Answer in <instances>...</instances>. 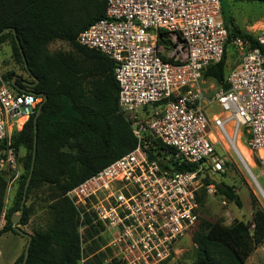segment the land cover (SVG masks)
I'll use <instances>...</instances> for the list:
<instances>
[{"label": "built area", "instance_id": "1", "mask_svg": "<svg viewBox=\"0 0 264 264\" xmlns=\"http://www.w3.org/2000/svg\"><path fill=\"white\" fill-rule=\"evenodd\" d=\"M106 2V18L81 32L79 43L115 63L119 106L138 144L67 196L82 220L90 213L105 226V264H167L199 220L198 191L205 187L214 194V176L227 169L218 136L227 141L232 134L236 143L246 128L251 152L264 154V25L258 47L247 50L246 41L235 40L242 57L228 75L229 88L207 97L203 72L223 59L228 40L221 0ZM42 101L15 90L0 72V146L35 116ZM7 150L6 157L0 151V172L16 170L10 142ZM165 155L178 166L196 168H167ZM207 178L212 182L204 185ZM4 223L3 213L0 235Z\"/></svg>", "mask_w": 264, "mask_h": 264}, {"label": "trees", "instance_id": "2", "mask_svg": "<svg viewBox=\"0 0 264 264\" xmlns=\"http://www.w3.org/2000/svg\"><path fill=\"white\" fill-rule=\"evenodd\" d=\"M106 9V0H0V32L14 29L28 67L38 80L34 90L47 96L37 121L36 163L20 225H29L32 218L40 214L43 202L50 222L45 229L32 228L27 264H105L107 253L100 251L103 245L100 236L105 226L94 222L95 217L90 213L82 220L67 193L138 144L131 121L119 106L115 63L101 52L79 43L81 32L106 18ZM222 14L224 16L223 5ZM224 22L228 40L223 59L209 65L202 78L214 79L220 88L227 90L228 75L237 66L227 68L230 43L238 49L234 42L241 38L247 42L248 50L258 47V42L257 35L236 28L226 18ZM7 40L11 41L15 58L27 73L15 35L12 32L3 35L0 44ZM55 41L68 43L72 51L50 52L48 46ZM1 74L10 83L16 75L13 71ZM23 121L21 119L20 123ZM12 132L11 146L17 152L24 150L20 159L23 174L14 183V197L6 206L7 189L12 181L8 174L0 172V218L5 214L1 235L11 232L20 236L13 230L11 217L20 212L31 166L34 116L22 130ZM249 138L250 135L245 134V140ZM7 141L0 149L5 148ZM150 151L155 149L151 147ZM170 153L172 149L167 154ZM168 155L164 156L168 161L165 167L172 164L177 171L195 170V165L178 166ZM150 158H155L153 153ZM211 182L209 178L203 180L204 185ZM205 193V187L197 193L201 206ZM216 193L241 206L233 187L216 184ZM189 238L195 246L192 264H247L264 242V211L254 205L252 221H235L230 226L202 219L199 213ZM23 257L24 251L16 264H21Z\"/></svg>", "mask_w": 264, "mask_h": 264}, {"label": "rangeland", "instance_id": "3", "mask_svg": "<svg viewBox=\"0 0 264 264\" xmlns=\"http://www.w3.org/2000/svg\"><path fill=\"white\" fill-rule=\"evenodd\" d=\"M224 8L223 19L228 23L234 24V26L243 31L249 30L251 34L257 35L260 29L259 21H264V0H221ZM228 48L227 57V68H232L239 64L241 60V50L236 49L232 43H230ZM50 52H71L72 48L70 45L63 41H55L48 46ZM239 50V51H238ZM0 71L5 73L8 71H13L16 75H22L28 77L27 73L24 72L22 64L17 62L15 55L13 53V48L11 41L7 40L0 44ZM30 78V77H29ZM201 86L207 97H212L217 89H219L220 84H218L214 79L202 78ZM216 109V108H215ZM214 114H209L210 119H213ZM22 130V129H20ZM19 130V131H20ZM17 131V130H15ZM11 135L8 137L7 144L4 149H0L1 156L6 157L8 142L11 143ZM245 134H248L246 128L242 130L241 142L242 145L250 153L251 158L254 163L252 169L253 173L256 175L260 185L264 189V154L251 152L247 140H245ZM220 141V146H217L221 153H225L228 156V164L226 166V171L221 174L215 175V183H224L235 189L236 195L241 200V206L237 205L235 202H230L214 192L210 194L206 191L204 197L202 198V206L199 205V213L202 219H206L211 222L220 221L226 226H230L235 221L249 222L253 219L254 205H257L264 211V200L258 193L256 187L254 186L246 168L241 162L239 156L233 148H230L228 142L222 137L218 136ZM16 159V170L6 167L3 171L8 174V178L11 183H9L7 189V195L5 199L6 206L11 204L14 197V184L16 180L23 174V166L20 162L21 156L24 155V150L21 148L19 152L15 151ZM263 161V162H262ZM2 171V172H3ZM33 199V198H32ZM42 207L39 208L40 214L32 218L29 225L23 226L31 233L32 228H43L45 229L50 219L45 211L44 202L41 204ZM12 234H4L1 237L0 245L3 246V258H10L15 252L17 238ZM100 243L103 246L108 243V236L106 233L101 234ZM10 238V239H6ZM21 238V237H20ZM194 244L192 239L185 238L181 246L177 248L174 257L167 264H192L194 261ZM1 249V246H0ZM247 264H264V242L256 248L251 257L248 259Z\"/></svg>", "mask_w": 264, "mask_h": 264}, {"label": "water", "instance_id": "4", "mask_svg": "<svg viewBox=\"0 0 264 264\" xmlns=\"http://www.w3.org/2000/svg\"><path fill=\"white\" fill-rule=\"evenodd\" d=\"M9 32H12L15 35V40H16L17 46H18V48L20 50V54L22 56L24 67H25V69L27 71V74L34 80L33 83L24 82L23 84L25 86H27V87L33 88L34 86L37 85L38 80H37V78H35L33 76L32 72L30 71V69L28 67L25 54L23 52V49H22L21 44H20V42H19V40H18V38L16 36V33H15L14 29L6 28V29L2 30L0 32V37H2L3 35H5V34H7ZM11 85L19 92H29V93H33L35 95H40L43 98V101L39 105L38 110H37V112H36V114L34 116V132H35V136H34V147H33L32 161H31L29 174H28L27 180L25 182V186H24L23 197H22V201H21V204H20V212L14 214L11 217L13 230L16 233H18L20 236L24 237L27 240L26 246H25V249H24L23 261L21 263V264H27V261H28V258H29L30 247H31V243H32V240H33V236H32V234H30L29 232H27L26 230H24L22 228V226L20 225V222H21V219H22L25 207H26L28 190H29V187H30V184H31V180H32V177H33V173H34V169H35L36 156H37V121H38V117L41 114L42 107H43L44 103L47 101V96L45 94H43V93L38 94L35 91H28L27 89L19 88V87H17V85H16L14 80L11 81ZM203 178H205V176H203Z\"/></svg>", "mask_w": 264, "mask_h": 264}, {"label": "bare ground", "instance_id": "5", "mask_svg": "<svg viewBox=\"0 0 264 264\" xmlns=\"http://www.w3.org/2000/svg\"><path fill=\"white\" fill-rule=\"evenodd\" d=\"M12 86V85H11ZM13 87V86H12ZM14 88V87H13ZM15 89V88H14ZM16 90V89H15ZM23 119V118H22ZM230 131V130H229ZM230 133V132H229ZM231 139L226 138L227 142L230 143L234 147V150L236 151L237 155L239 156L241 162L243 163L244 167L246 168L254 186L256 187L258 193L261 195V197L264 200V189L260 185L256 175L253 173L252 169L254 167L253 160L251 158L250 153L247 151V149L242 145V142L239 140L241 135L238 136L239 138L236 140V143L233 142L232 134H230Z\"/></svg>", "mask_w": 264, "mask_h": 264}, {"label": "crops", "instance_id": "6", "mask_svg": "<svg viewBox=\"0 0 264 264\" xmlns=\"http://www.w3.org/2000/svg\"><path fill=\"white\" fill-rule=\"evenodd\" d=\"M259 25L260 26H262L263 24H264V21L263 20H261V21H259ZM245 31H247V32H249L250 33V31L249 30H245ZM14 184V183H13ZM24 230H26V229H24ZM28 232V231H27ZM4 234H12V235H14L13 233H11V232H7V233H4ZM4 234H2V235H4ZM2 235H0V241H1V237H2ZM14 237H19V238H17V239H19V240H17V242H16V248H15V252L13 253V255L10 257V258H6V259H4L3 258V256H4V254H3V246L2 245H0L1 246V249H0V264H16V262H17V260H18V258L21 256V254L23 253V251H24V249H25V246H26V242H27V240L24 238V237H22V236H17V235H15ZM21 237V238H20ZM7 240L8 239H10V238H6Z\"/></svg>", "mask_w": 264, "mask_h": 264}, {"label": "flooded vegetation", "instance_id": "7", "mask_svg": "<svg viewBox=\"0 0 264 264\" xmlns=\"http://www.w3.org/2000/svg\"><path fill=\"white\" fill-rule=\"evenodd\" d=\"M29 77H30L29 75H28V77H25L22 75H15V76H13L12 80L15 81L17 87H19V88L27 89L28 91H35L34 89L36 86H34L33 88H30V87H27L23 84L24 82L33 83V81H32L33 79L31 77L30 78Z\"/></svg>", "mask_w": 264, "mask_h": 264}]
</instances>
